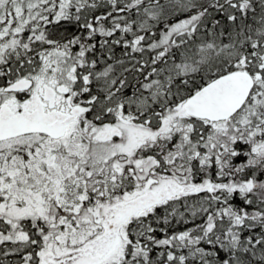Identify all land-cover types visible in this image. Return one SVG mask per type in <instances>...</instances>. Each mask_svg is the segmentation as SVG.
Returning <instances> with one entry per match:
<instances>
[{
	"label": "snow or ice",
	"instance_id": "6c2138e0",
	"mask_svg": "<svg viewBox=\"0 0 264 264\" xmlns=\"http://www.w3.org/2000/svg\"><path fill=\"white\" fill-rule=\"evenodd\" d=\"M0 264H264V0H0Z\"/></svg>",
	"mask_w": 264,
	"mask_h": 264
}]
</instances>
